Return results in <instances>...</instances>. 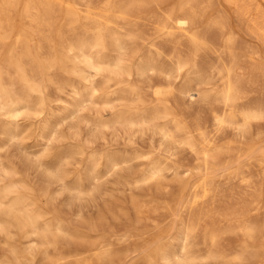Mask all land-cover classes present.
<instances>
[{
    "label": "bare ground",
    "instance_id": "obj_1",
    "mask_svg": "<svg viewBox=\"0 0 264 264\" xmlns=\"http://www.w3.org/2000/svg\"><path fill=\"white\" fill-rule=\"evenodd\" d=\"M60 1L23 0L20 3V0H0V42L13 32V27L8 25V19L13 13L19 12L24 20V26L20 33L15 34L14 46L19 48L21 53L17 57L14 52H10L8 60L16 64L20 81L37 93L40 101L44 100L42 98L44 96L37 83L39 75H51L65 61L82 62L89 65L90 69L93 68L91 56L84 54L82 45L72 43L69 37L64 38L65 40L60 38L61 52L52 53L49 50L50 53L48 52L44 58L32 53L27 43L29 30H34L48 42L50 39L48 34L49 32L51 34L54 18L52 13L55 14L52 10L54 5L60 4ZM89 1L86 0L88 4ZM109 1L105 0L104 10L102 9L101 12L93 15L86 13L83 17L88 23L91 22L96 46L99 47V50L98 48L96 50L101 53V63L106 67L103 76L105 89L118 86L120 88L118 90L126 92L131 99L128 105H123L117 102L120 101L119 98L110 100L109 96H106L105 110L111 118L103 119L101 128L113 129V131L117 128L147 129L157 138L155 139L157 146L153 151L136 156L139 166L143 167L137 176L139 181L158 183L170 170L174 176L182 175L183 179L191 183H186L182 188L179 201H184L186 207L193 209L192 211L202 206L205 199L211 195L214 189L212 184L220 170L248 191L244 199L241 198L238 202L224 207L218 213L211 216H205V213L201 218L193 215L195 218L189 219L191 221L182 230L183 247L180 253L173 255L174 260L178 264H193L205 260L218 264H264V219L261 217L262 212L259 214L264 207V188L260 185L257 187L252 179V174L255 173V176H260L264 180V127L262 126L264 123V0H223L220 6H217L213 0H179L177 5H172L164 11L157 8L162 7L163 0H115L112 5ZM19 4L20 9H18ZM107 7L113 14V21H104L107 18H104ZM154 8L161 12L158 13ZM30 11H34V14ZM68 15L70 19L68 26L72 31L76 21L75 13L71 8ZM126 45L133 46L130 65H125L123 60ZM110 48L118 50L119 53V57L113 61L109 60ZM23 60H28L25 65L31 71L30 77L25 75L24 67L21 65ZM35 64L37 67L34 66ZM134 75H140L144 82L137 85L138 83L133 79ZM85 78L87 80L88 77ZM116 91L111 94H116ZM201 98L209 109L208 114L204 116L197 113L198 111L193 112L195 109L190 107L193 102ZM21 109H24L23 105L18 101H12L9 91L3 89L0 82V112L7 119H15ZM47 119L44 122H47ZM223 128H228L229 133L214 134L218 129ZM49 133L50 136H55ZM113 134L116 137V134ZM48 138L46 137L45 140ZM116 139L114 141L118 140ZM185 151L193 156L194 164L185 166L184 170L179 171L176 161ZM181 159L183 158H180L183 164ZM108 164L109 173L119 166L112 157L108 158ZM13 180L15 179L12 178ZM94 181L93 179L90 182L94 183ZM61 191L62 188L59 192ZM84 191H81V194ZM27 197L33 199L35 196L22 195L18 191L17 182H11L7 171L0 173V231L6 226H13L22 234L26 244L25 253L15 255L17 262L28 261L25 255L33 258L40 254L49 258L52 241L59 232L43 227L44 224L41 225L44 207L42 210L39 209L41 206L35 210L27 208L28 205L24 204ZM135 210L139 218L145 211L138 207ZM209 225L212 228L209 229ZM46 235L50 236L51 240L43 239ZM226 238L233 240L229 250L221 247L222 240ZM199 239L204 250L202 249L201 254L195 255L189 246L193 240L197 242ZM92 256L97 263L103 258L112 263L116 258L111 248L97 251ZM156 256L157 252L152 249L146 255L148 263L153 264ZM160 260L166 264L170 261L165 256H160ZM50 264H60V262L51 259Z\"/></svg>",
    "mask_w": 264,
    "mask_h": 264
},
{
    "label": "rangeland",
    "instance_id": "obj_2",
    "mask_svg": "<svg viewBox=\"0 0 264 264\" xmlns=\"http://www.w3.org/2000/svg\"><path fill=\"white\" fill-rule=\"evenodd\" d=\"M22 1L20 0V3ZM90 1L91 5L86 0H61L60 4L54 5L52 12L55 14L52 13L54 18L52 31L50 30L51 34L50 32L48 34L50 36L48 42L34 30H29L27 43H29L32 53L37 54L39 58L47 56V53H50L49 50L52 53L55 51L61 52L60 38L67 39L69 37L72 43L82 45V51L85 52L84 54L90 55L93 62V66H91L93 68L90 69L89 65L82 64V62L65 61L51 75L44 74L45 78L44 75H39L37 83L39 88L41 87L44 102L40 101V96L37 93L22 84L16 64L10 63L8 60L10 52H14L17 57L21 53V50L14 46V36L20 33L24 26V20L18 14L19 12L13 13L12 18L8 19V25L13 27V32L0 42V82L2 88L9 91L12 101H18L24 107L15 119H7L0 112V173L7 171L11 182H17L18 191L22 195L28 196L31 194V196H35L33 199L29 197L25 199L24 204L28 205L27 208L35 210L41 206L39 209L42 210L44 207L43 210L46 212L42 210L43 218L41 219V225L44 224L43 227L46 226L59 231L52 241L53 246L49 250V258L40 254L35 255L33 258L25 255L28 261L17 262L15 255H23L26 244L18 229L13 226H6L4 230L0 231V264H50L51 259L59 260L60 264L61 262L62 264H149L146 255L152 249L157 252L153 264H166L160 260V256H165L170 260L167 264H178L173 255L180 253L183 247L182 230L191 221L189 219H194L196 216L201 218L205 213V216L218 213L224 207L238 202L241 198L244 199L245 194L248 193L239 182L229 179L224 171L220 170L217 172L218 174L212 184L214 189L211 195L205 199L202 206L200 205L201 207L199 206L192 211L193 209L190 210L186 207L184 201H179L182 188L186 183H191V181L183 179L182 175L174 176L170 170L165 173V178L158 183L139 181L137 176L143 167L139 166L136 156L153 151L157 146V138L153 137L151 131L147 129L124 130L117 128L114 132L113 129L104 130L101 128V121L105 118H111L105 110L104 100L106 96H109L110 100L119 98L120 101L117 100V102L123 105H128L131 98L126 92H120L118 86L105 89L103 76L106 67L101 63V53L96 50L97 48L99 50V47L96 46L91 22L88 23L83 17L86 13L93 15L101 12L102 9L104 10L105 0ZM114 1L110 0L109 2L112 5ZM213 1L217 6L223 3V0ZM178 2L179 0H163L162 7L157 8L164 11L172 5H177ZM20 6L19 4L18 9H20ZM69 8L75 13L74 19L76 22L72 26V31L68 26L70 21ZM157 8H154V10ZM160 10L158 13L161 12ZM105 11L104 18H107L104 21H113V14L108 7ZM31 14H34V11ZM62 35L63 37H61ZM84 46L90 49L87 50ZM132 52L133 46L126 45L123 55L125 65L131 64ZM118 57V50L110 48L109 60L113 61ZM26 62L28 60H23L21 65L24 67L26 77H30L31 71L25 65ZM10 64L11 66H9ZM34 66L37 67V64ZM89 71L91 74H89ZM134 76L133 79L136 80L137 85L144 82L140 75ZM85 77H88L87 80ZM99 88L103 89L99 90ZM113 91H116V94L112 95L111 92ZM186 102L189 105V101ZM199 104L201 105L199 106ZM190 107L193 110L195 109L193 112L198 111L197 113L203 116L208 114L209 109L203 98L193 102ZM41 116L45 119L48 118V123L44 122L46 120ZM67 120H73L71 122H75V124H71ZM40 124L43 128L39 126ZM49 132L55 136H50ZM112 132L116 134V137ZM223 133L228 134L229 129L223 128L214 132L216 135ZM135 135L137 136L133 137ZM46 137H49L46 139L47 142ZM152 138L156 139L155 142ZM115 139L117 141H114ZM181 154L178 157L183 158L181 159L183 164L180 158H177V161L179 159L178 163L176 161L179 171L184 170L185 166L194 164L192 155H189L186 151ZM109 157L114 158L119 164L111 173H109ZM38 163L44 166L38 165ZM252 175L256 186L260 185L264 188V180L260 176H255V173ZM90 176H93V178ZM12 178L15 180L12 181ZM91 179H94L96 183L95 181V184L90 182ZM60 187L62 188L61 192H59ZM81 191L87 192V194H81ZM77 193L80 195H77ZM31 202L33 203L31 204ZM136 207L145 210L142 215L143 218L136 215ZM262 209L259 214L262 212V216H260L264 219V207ZM189 210L192 212L191 214ZM193 215H195L194 218ZM212 226L214 227V225ZM210 227L211 225L208 226L209 229ZM161 238L162 240H160ZM43 239L51 240L48 235L44 236ZM195 241L191 242L189 248L195 255L201 254L204 246L201 244L200 239L197 242ZM222 241L221 247L229 250L233 240L226 238ZM107 248H111L116 254L114 262L110 263L103 258L100 263H97L92 255ZM193 264L218 263L205 260Z\"/></svg>",
    "mask_w": 264,
    "mask_h": 264
}]
</instances>
